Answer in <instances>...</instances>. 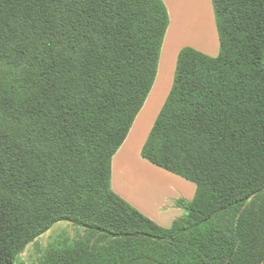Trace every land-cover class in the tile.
<instances>
[{
    "label": "trees",
    "instance_id": "obj_1",
    "mask_svg": "<svg viewBox=\"0 0 264 264\" xmlns=\"http://www.w3.org/2000/svg\"><path fill=\"white\" fill-rule=\"evenodd\" d=\"M212 3L220 52L180 50L142 149L197 186L166 228L112 188L164 0H0V264H264V0Z\"/></svg>",
    "mask_w": 264,
    "mask_h": 264
},
{
    "label": "crops",
    "instance_id": "obj_2",
    "mask_svg": "<svg viewBox=\"0 0 264 264\" xmlns=\"http://www.w3.org/2000/svg\"><path fill=\"white\" fill-rule=\"evenodd\" d=\"M170 23L158 71L147 99L112 159V188L124 200L162 227L169 228L186 213L196 184L142 155L143 146L172 88L177 58L183 47L210 56L220 52L212 0H164Z\"/></svg>",
    "mask_w": 264,
    "mask_h": 264
},
{
    "label": "rangeland",
    "instance_id": "obj_3",
    "mask_svg": "<svg viewBox=\"0 0 264 264\" xmlns=\"http://www.w3.org/2000/svg\"><path fill=\"white\" fill-rule=\"evenodd\" d=\"M63 229H67L72 233L75 232V228L70 225L67 221H61L56 223L46 233L40 235L35 242L28 245L26 250L20 256L21 260L30 262L31 254L35 255L40 248L45 247L54 237H56L58 233L62 232Z\"/></svg>",
    "mask_w": 264,
    "mask_h": 264
}]
</instances>
